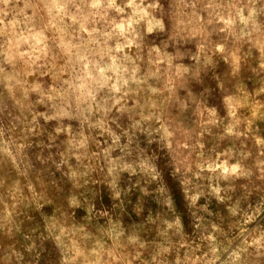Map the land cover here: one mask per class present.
<instances>
[{
  "label": "rangeland",
  "instance_id": "1",
  "mask_svg": "<svg viewBox=\"0 0 264 264\" xmlns=\"http://www.w3.org/2000/svg\"><path fill=\"white\" fill-rule=\"evenodd\" d=\"M0 264H264V0H0Z\"/></svg>",
  "mask_w": 264,
  "mask_h": 264
}]
</instances>
